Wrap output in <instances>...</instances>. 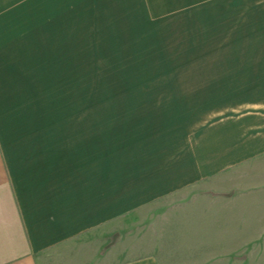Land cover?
I'll return each instance as SVG.
<instances>
[{
    "label": "crops",
    "instance_id": "0c3cea01",
    "mask_svg": "<svg viewBox=\"0 0 264 264\" xmlns=\"http://www.w3.org/2000/svg\"><path fill=\"white\" fill-rule=\"evenodd\" d=\"M76 7L87 23L142 15L135 38L184 23L162 158L132 157L139 137L109 133L102 110L40 125L45 102L59 114ZM0 264H264V0H0Z\"/></svg>",
    "mask_w": 264,
    "mask_h": 264
},
{
    "label": "rangeland",
    "instance_id": "374dc122",
    "mask_svg": "<svg viewBox=\"0 0 264 264\" xmlns=\"http://www.w3.org/2000/svg\"><path fill=\"white\" fill-rule=\"evenodd\" d=\"M83 10L84 8H75L76 22L72 23L75 26V43L68 42L69 40L60 42L61 52L70 50L76 54H62L58 58V76L53 80L54 83L57 79L59 81L57 94L59 93L60 99L53 104L55 110L59 111L58 117L51 116V107L48 105H52L45 102V117L40 125H85V113L92 111L94 116L102 110L107 114V126L111 130L109 133L139 137V141L134 142L138 150L130 151L132 157L148 158L150 153L153 158H162L165 151L161 136L178 134L174 131L178 126H173L174 122L178 124L179 121V104L163 101L161 96L179 94L181 89L179 86L169 87L163 84H169L171 79L178 78V70L169 68L178 67L181 62L180 33L184 23L177 17L165 24L168 27L165 38H135L147 35L151 29L149 23L142 22V15L140 21L134 22L87 23L85 18L88 17ZM63 12L61 10L60 15ZM103 34L104 38L101 37ZM49 72L50 70L46 74ZM45 82L48 80L45 79ZM44 88L43 95L47 99L46 85ZM29 91L39 96L42 88L29 85L27 92ZM134 95H145L141 98L152 101L122 102V98L128 96L129 99ZM157 96H160L161 101H156ZM225 104L220 103L221 106ZM201 105L208 107L204 112L208 113L204 114L205 120L212 118V104ZM131 141H134L133 138ZM146 147L150 149L149 153L145 151ZM128 154L126 149L122 157L128 158Z\"/></svg>",
    "mask_w": 264,
    "mask_h": 264
}]
</instances>
